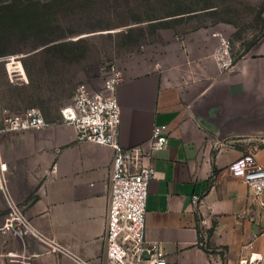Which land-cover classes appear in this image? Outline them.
I'll use <instances>...</instances> for the list:
<instances>
[{"label": "crops", "instance_id": "1", "mask_svg": "<svg viewBox=\"0 0 264 264\" xmlns=\"http://www.w3.org/2000/svg\"><path fill=\"white\" fill-rule=\"evenodd\" d=\"M219 45L217 34L197 30L177 37L158 57L145 50L123 65L121 145L144 144L155 125L167 126L168 147L157 153L145 227L146 240L162 248L166 264H239L263 247L264 205L231 165L252 154L264 166V38L226 71L214 57ZM32 107L51 125L4 130L0 117L9 192L45 235L90 264H105L114 151L79 141L60 110L50 120L44 108ZM194 195L202 197L199 209ZM6 209L0 189V226ZM24 261L78 264L34 236L23 241L0 230V264Z\"/></svg>", "mask_w": 264, "mask_h": 264}, {"label": "rangeland", "instance_id": "2", "mask_svg": "<svg viewBox=\"0 0 264 264\" xmlns=\"http://www.w3.org/2000/svg\"><path fill=\"white\" fill-rule=\"evenodd\" d=\"M13 1L19 25L0 27V117L39 106L56 120L80 83L100 84L104 64L118 61L123 69L130 56L145 50L153 59L193 31L221 33L235 60L264 38V0L0 3Z\"/></svg>", "mask_w": 264, "mask_h": 264}, {"label": "built area", "instance_id": "3", "mask_svg": "<svg viewBox=\"0 0 264 264\" xmlns=\"http://www.w3.org/2000/svg\"><path fill=\"white\" fill-rule=\"evenodd\" d=\"M217 35L220 45L214 57L221 71H226L234 67L236 60L230 52L229 41L221 33ZM98 78V86L88 82L80 83L71 100L60 109V113L61 121L75 128L79 141L93 142L114 151L108 181L105 264H166L162 248L146 240L145 227L149 185L157 175V153L168 147L167 126L155 125L148 142L124 148L119 140L121 107L117 90L126 79V74L118 61H110L100 68ZM4 123V130H28L51 125L37 107L8 113ZM7 171L8 166L0 151V189L7 200L0 230L11 232L23 241L27 236H34L48 243L52 252L68 254L78 264H90L73 255L67 247L35 226L21 204L9 192ZM231 171L249 185L260 199V204L264 205L261 198L264 194V166L257 164L254 155H246L234 162ZM201 203L200 195L192 197L195 208L199 209ZM202 223L205 224L206 221ZM202 234L206 235L207 232ZM262 236V250L241 259L239 264H264V231Z\"/></svg>", "mask_w": 264, "mask_h": 264}, {"label": "trees", "instance_id": "4", "mask_svg": "<svg viewBox=\"0 0 264 264\" xmlns=\"http://www.w3.org/2000/svg\"><path fill=\"white\" fill-rule=\"evenodd\" d=\"M17 6V4L13 1L9 4H3V3H0V27L2 26H7V25H11L9 27H13L15 25H19V17L17 16L16 14V11H15V7ZM35 23H37L36 21L37 20H33V19H29ZM153 24V23H152ZM63 36L60 35L58 36L57 38L56 37H53V38H47L45 39V41L43 42V44L45 43H49L53 40H57V39H61ZM56 38V39H55ZM56 45V44H55ZM47 50V48H45Z\"/></svg>", "mask_w": 264, "mask_h": 264}]
</instances>
